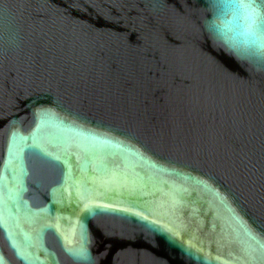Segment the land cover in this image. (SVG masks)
Listing matches in <instances>:
<instances>
[{"label": "clouds", "instance_id": "obj_1", "mask_svg": "<svg viewBox=\"0 0 264 264\" xmlns=\"http://www.w3.org/2000/svg\"><path fill=\"white\" fill-rule=\"evenodd\" d=\"M199 28L216 49L264 72V0H204Z\"/></svg>", "mask_w": 264, "mask_h": 264}, {"label": "snow or ice", "instance_id": "obj_2", "mask_svg": "<svg viewBox=\"0 0 264 264\" xmlns=\"http://www.w3.org/2000/svg\"><path fill=\"white\" fill-rule=\"evenodd\" d=\"M75 256L77 259H86L87 258L86 251H84L83 249H81L77 253H75Z\"/></svg>", "mask_w": 264, "mask_h": 264}]
</instances>
